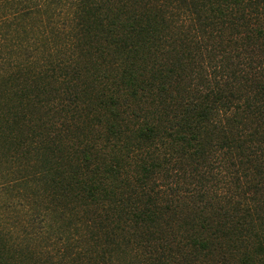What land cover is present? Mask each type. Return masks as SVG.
<instances>
[{
  "label": "trees",
  "instance_id": "16d2710c",
  "mask_svg": "<svg viewBox=\"0 0 264 264\" xmlns=\"http://www.w3.org/2000/svg\"><path fill=\"white\" fill-rule=\"evenodd\" d=\"M0 163V264H264V0H0Z\"/></svg>",
  "mask_w": 264,
  "mask_h": 264
},
{
  "label": "rangeland",
  "instance_id": "374dc122",
  "mask_svg": "<svg viewBox=\"0 0 264 264\" xmlns=\"http://www.w3.org/2000/svg\"><path fill=\"white\" fill-rule=\"evenodd\" d=\"M16 163L13 166L0 163V229L8 231V238L13 241V228L17 229L22 224L24 219L28 216V204L20 203L17 188L13 185V178L8 180L4 178L7 175V170L10 171L11 176L15 172ZM8 180V182H7Z\"/></svg>",
  "mask_w": 264,
  "mask_h": 264
}]
</instances>
